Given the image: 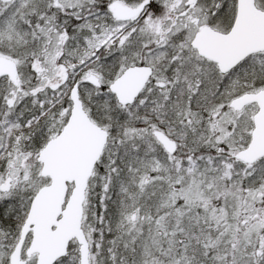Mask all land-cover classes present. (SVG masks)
I'll return each mask as SVG.
<instances>
[{
  "label": "snow or ice",
  "instance_id": "obj_1",
  "mask_svg": "<svg viewBox=\"0 0 264 264\" xmlns=\"http://www.w3.org/2000/svg\"><path fill=\"white\" fill-rule=\"evenodd\" d=\"M0 264H264V0H0Z\"/></svg>",
  "mask_w": 264,
  "mask_h": 264
}]
</instances>
